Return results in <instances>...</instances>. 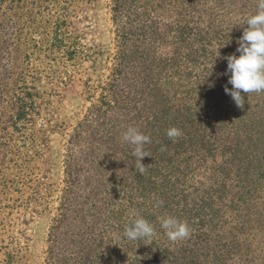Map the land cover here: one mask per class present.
Instances as JSON below:
<instances>
[{
    "label": "trees",
    "instance_id": "trees-1",
    "mask_svg": "<svg viewBox=\"0 0 264 264\" xmlns=\"http://www.w3.org/2000/svg\"><path fill=\"white\" fill-rule=\"evenodd\" d=\"M257 11L258 0H114L120 43L102 125L71 141L83 179L66 191L45 264H264V92L240 108L224 90L225 57ZM129 127L150 137L143 174ZM171 127L182 135L170 139ZM164 216L190 235L169 240ZM137 217L154 226L150 239L124 237ZM20 243L5 264H29Z\"/></svg>",
    "mask_w": 264,
    "mask_h": 264
},
{
    "label": "rangeland",
    "instance_id": "rangeland-1",
    "mask_svg": "<svg viewBox=\"0 0 264 264\" xmlns=\"http://www.w3.org/2000/svg\"><path fill=\"white\" fill-rule=\"evenodd\" d=\"M113 7L0 0V264L11 242L28 245L29 264H45L66 191L83 179L71 141L102 125L120 43Z\"/></svg>",
    "mask_w": 264,
    "mask_h": 264
},
{
    "label": "clouds",
    "instance_id": "clouds-1",
    "mask_svg": "<svg viewBox=\"0 0 264 264\" xmlns=\"http://www.w3.org/2000/svg\"><path fill=\"white\" fill-rule=\"evenodd\" d=\"M246 26L238 40L236 52L225 57L227 68L224 74L228 75V84L232 87L228 88L226 85L224 90L240 108L244 106L247 94L264 92V0H258V11L249 16ZM166 134L170 139H175L181 136L182 132L176 127H171ZM123 140L134 146L133 155L137 157V168L143 174L146 166L141 161L143 157L148 156L144 145L150 142V137L136 127H129L123 134ZM157 203L161 204L162 201ZM159 219L160 227L169 240L175 242L190 235L187 222L172 216ZM154 234V226L143 217L133 219L124 230V237L134 241L150 239Z\"/></svg>",
    "mask_w": 264,
    "mask_h": 264
}]
</instances>
